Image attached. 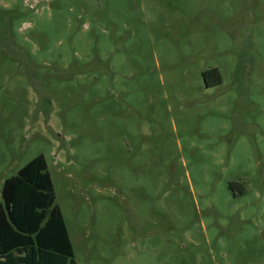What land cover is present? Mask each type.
Instances as JSON below:
<instances>
[{
	"label": "rangeland",
	"instance_id": "rangeland-1",
	"mask_svg": "<svg viewBox=\"0 0 264 264\" xmlns=\"http://www.w3.org/2000/svg\"><path fill=\"white\" fill-rule=\"evenodd\" d=\"M40 155L77 264H264V0H0V202Z\"/></svg>",
	"mask_w": 264,
	"mask_h": 264
},
{
	"label": "trees",
	"instance_id": "trees-1",
	"mask_svg": "<svg viewBox=\"0 0 264 264\" xmlns=\"http://www.w3.org/2000/svg\"><path fill=\"white\" fill-rule=\"evenodd\" d=\"M209 75L217 79L212 85L222 83L217 69L205 78ZM74 257L48 164L40 155L2 185L0 264H77Z\"/></svg>",
	"mask_w": 264,
	"mask_h": 264
}]
</instances>
